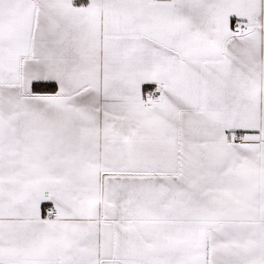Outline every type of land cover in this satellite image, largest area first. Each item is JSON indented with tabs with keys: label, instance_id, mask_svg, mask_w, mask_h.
I'll list each match as a JSON object with an SVG mask.
<instances>
[{
	"label": "snow or ice",
	"instance_id": "obj_1",
	"mask_svg": "<svg viewBox=\"0 0 264 264\" xmlns=\"http://www.w3.org/2000/svg\"><path fill=\"white\" fill-rule=\"evenodd\" d=\"M0 264H264V0H0Z\"/></svg>",
	"mask_w": 264,
	"mask_h": 264
}]
</instances>
